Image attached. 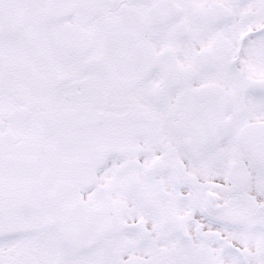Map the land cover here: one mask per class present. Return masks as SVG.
Instances as JSON below:
<instances>
[{
	"label": "snow or ice",
	"instance_id": "obj_1",
	"mask_svg": "<svg viewBox=\"0 0 264 264\" xmlns=\"http://www.w3.org/2000/svg\"><path fill=\"white\" fill-rule=\"evenodd\" d=\"M0 264H264V0H0Z\"/></svg>",
	"mask_w": 264,
	"mask_h": 264
}]
</instances>
